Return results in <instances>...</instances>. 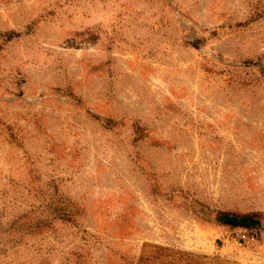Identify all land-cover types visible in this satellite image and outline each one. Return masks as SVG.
I'll return each instance as SVG.
<instances>
[{
  "label": "rangeland",
  "instance_id": "obj_1",
  "mask_svg": "<svg viewBox=\"0 0 264 264\" xmlns=\"http://www.w3.org/2000/svg\"><path fill=\"white\" fill-rule=\"evenodd\" d=\"M0 264H264V0H0Z\"/></svg>",
  "mask_w": 264,
  "mask_h": 264
}]
</instances>
